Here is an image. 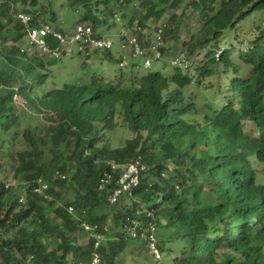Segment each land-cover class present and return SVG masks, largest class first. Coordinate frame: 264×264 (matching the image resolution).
Wrapping results in <instances>:
<instances>
[{"label": "trees", "instance_id": "obj_1", "mask_svg": "<svg viewBox=\"0 0 264 264\" xmlns=\"http://www.w3.org/2000/svg\"><path fill=\"white\" fill-rule=\"evenodd\" d=\"M17 1L22 9L14 0L0 3V128L5 132L19 124L12 105L17 95L36 103L49 124L13 133L12 140L22 138L25 148L9 151L10 170L21 177L23 187L0 179V264H87L95 250L116 264L128 246L147 248L126 231L144 206L154 212L158 230L177 223L187 229L188 246L171 263L264 264V23L258 22L257 36L240 32L244 22L264 15V0H68L82 11L78 22L96 29H113L114 15L121 12L133 32L138 26L148 30L147 38L137 33L143 45L161 28L164 58L166 40L180 39L178 29L170 27L179 7L198 10L203 25L184 42V60L172 63L169 74L140 71L131 61L113 81L94 75L89 84L67 83L36 100L34 85L45 83L50 73L43 69L53 60L46 62L24 46L27 27L17 15H32L31 26L47 22L64 29L54 25L57 15L50 1L43 0L40 7V0ZM11 26L17 34L10 38ZM103 53L113 56L112 51ZM120 126L133 136L113 147L110 134ZM4 132L0 173L5 170ZM49 138L54 147L45 160L43 146ZM138 157L148 170L133 198L125 195L130 204L110 212L100 178L110 170L108 163ZM204 176L208 180H200ZM40 178L49 185L48 197L34 191ZM66 186L72 192L63 197ZM48 208L58 222L50 221ZM84 219L101 227L104 240L97 249L82 226ZM159 246L163 251L160 241Z\"/></svg>", "mask_w": 264, "mask_h": 264}, {"label": "rangeland", "instance_id": "obj_2", "mask_svg": "<svg viewBox=\"0 0 264 264\" xmlns=\"http://www.w3.org/2000/svg\"><path fill=\"white\" fill-rule=\"evenodd\" d=\"M1 1L2 0H0V3ZM14 1H16V3L18 2L16 6L22 9L23 5H21V1ZM48 1L52 3V9L57 15L54 25L60 26L66 31L72 30L75 24L80 20L82 11L80 12L74 10L70 6L68 0H47V2ZM43 3L44 1L40 0L37 4V7H40V5ZM186 3L187 2L185 1L183 5ZM95 12L98 13L97 15L99 17H102L101 11L95 10ZM118 13H120V16L122 15L121 12ZM176 14L178 18H176L174 22H170V27L174 30H176V28L178 29V36L180 39L177 40L170 37L168 40H166L165 47L167 48V52L164 59L166 60V63L164 60L157 61L154 63L150 71L161 70L164 74L171 73L173 70L171 60L173 57L177 56L179 52L180 53L178 55H185L186 45L184 42H188L193 34L200 30L203 25L202 17L196 9L182 6L177 9ZM47 15L50 17L51 11H49ZM170 15V11L167 12L165 14V20L168 19ZM260 21L264 23L263 14L259 17L257 15L252 18V20L244 22L242 25L243 29L240 30L241 34H244L247 37L257 36L260 33L257 27V24ZM119 27L120 24L117 23L113 29L118 30ZM263 27L264 24L262 25V28ZM9 29L8 36L10 38L17 34V30L13 28V26H11ZM243 31H247L249 33L246 32L245 34ZM24 46L27 48L29 46L27 37L24 39ZM30 51L33 52V49H30ZM112 53L113 56L108 57L102 51L96 52L91 50L89 55H86L78 53V49L76 47L69 48L67 53L63 54L59 59L53 60L46 69H43V72H48L50 75L43 85H34L35 94H33V98L36 100V95L39 96L44 91L53 88H61L67 83L89 84L92 81L94 75L100 76L106 81L115 80L117 74L120 72L118 43H116V49H114ZM47 60L49 61L51 58H47ZM136 60L137 62L143 64L142 58L138 57ZM130 69V66L125 68L126 71H129ZM139 70L143 71L144 68L141 66ZM203 95H201V97H203ZM12 105L14 107V111L20 115V121L17 126H14L9 131L4 132L3 129L0 128V133L4 132L1 136L5 138L7 142V147L1 151L5 170L0 173V179L3 180L7 186H14L16 188L22 189L23 183L21 181V177H19V179L16 178L13 172L10 170L8 154L12 148L23 149L25 148V145L23 144L22 138H18L13 141V133L15 131L22 132L23 130L32 127L42 128L49 123L46 116H41L37 104L26 97L17 95L15 99H13ZM132 136L133 133L126 126H120L110 134L111 145L113 147L124 145L125 141ZM190 143H193V150L199 152L200 147L194 143L193 139H190ZM199 143H202L201 139L199 140ZM60 146L62 147L63 144ZM53 147V141L51 138H49L48 144L43 146L45 160L51 159L50 149ZM210 150L214 151L215 149L210 148ZM200 180H208V177H200ZM58 189L61 190L60 188ZM68 190V186L62 189L63 197L69 192H72L71 190ZM130 202V200H127V198L123 196L117 204H110L108 208L110 212H114L119 208H122L125 204H130ZM47 213L48 218L52 223L58 222V219L56 218L55 213H53L52 208H48ZM110 220V228L113 229V216H111ZM163 224H165V220ZM186 232L187 229L184 228L181 223H177L169 227L164 225L160 226L158 230V238L161 248L163 247V262H160V264H170L175 257L182 255V251L185 250L189 243ZM134 246H139V249ZM261 258L264 259V251ZM116 264H156V259L147 248H144L141 246V244L137 243L128 246L123 254H121V256L118 258Z\"/></svg>", "mask_w": 264, "mask_h": 264}, {"label": "built area", "instance_id": "obj_3", "mask_svg": "<svg viewBox=\"0 0 264 264\" xmlns=\"http://www.w3.org/2000/svg\"><path fill=\"white\" fill-rule=\"evenodd\" d=\"M116 21L122 22L121 16L116 13L114 15ZM32 15L26 12H19L17 20L22 22L27 27V37L29 41V50L39 52L44 56L51 58H60L69 48L76 47L79 52H87L90 50L112 51L116 48V43L122 53L131 52L134 58H142L144 66L150 68L155 61L163 59L161 47L163 43V30L160 28L153 35L152 41L148 45H143L141 38L137 35L138 32H143L147 38L148 30L142 27H137L136 32L121 26L118 30L94 28L88 23H77L72 30H60L47 22H39L37 25H32ZM183 54L176 58L174 63H180L183 59ZM120 66H124L121 62ZM110 170L104 172L100 178L99 189L107 191L108 201L110 204H116L120 199L128 195L133 198V190L138 187L141 182V175L148 170L147 164L141 157L136 158L130 163H108ZM119 175L116 177V174ZM61 177L66 178V175L57 172ZM49 185L43 179H37L34 185L36 193L48 197L47 190ZM24 197L20 199L23 201ZM137 201V200H135ZM70 212H74V207L69 208ZM136 218H133L126 224V231L128 236L133 239L142 241L150 253L156 259V264L163 261L162 251L159 246L158 226L154 212L147 207L139 208L136 211ZM145 215V218L139 219L138 216ZM83 228L92 234L95 238V248L100 247L104 235L100 232L101 227L98 223H91L87 220H82ZM81 264H85L82 262ZM87 264H108L101 253L95 250L91 259ZM174 264V263H171Z\"/></svg>", "mask_w": 264, "mask_h": 264}, {"label": "clouds", "instance_id": "obj_4", "mask_svg": "<svg viewBox=\"0 0 264 264\" xmlns=\"http://www.w3.org/2000/svg\"><path fill=\"white\" fill-rule=\"evenodd\" d=\"M115 19V18H114ZM122 22H123V24H121L120 22H118V21H116V23H119L120 24V27L121 26H125V27H127L129 30H130V32H133L132 30H131V28H129L128 26H126V24H125V22L123 21V19H122ZM77 23H79V22H77ZM76 23V24H77ZM89 24V23H88ZM119 27V28H120ZM135 27V26H134ZM99 28H104V27H99ZM105 29H107V28H105ZM112 30V29H111ZM116 30V29H115ZM144 30H146V29H144ZM143 33V32H142ZM28 40V39H27ZM28 44H29V41H28ZM29 49V48H28ZM116 49V48H115ZM118 50H119V56H123V58H122V60L120 61V63H119V67L120 68H123V67H125L129 62H135L136 63V68H140L141 66L144 68V69H151L152 67H153V65H154V63L155 62H157V61H155L153 64H152V66L150 67V68H146L145 66H144V63L143 64H141V63H139V62H137V60H136V58H134L133 56H132V54H131V52L129 51V52H127V53H122V51L119 49V45H118ZM91 51V50H90ZM89 51V52H90ZM93 51H99V50H93ZM88 52V51H87ZM87 52H79L78 51V53H82V54H86ZM102 52H104V51H102ZM107 52V51H106ZM112 52H113V50H112ZM39 53V52H38ZM65 53H67V51H65L63 54H65ZM62 54V55H63ZM41 55V57L47 62L48 60H47V58H51V57H49V56H44V55H42V54H40ZM56 59H59V58H51V60H49V61H52V60H56ZM165 58L163 57V59H160V60H164ZM176 59V58H175ZM175 59H173V61H171V63H173V64H175L174 63V61H175ZM160 60H158V61H160ZM182 60H184V59H182ZM121 62H124V66H120V64H121ZM177 64H179V63H177ZM48 67V66H47ZM46 67V68H47ZM117 204V203H116ZM163 262V261H162ZM171 264V263H170Z\"/></svg>", "mask_w": 264, "mask_h": 264}, {"label": "crops", "instance_id": "obj_5", "mask_svg": "<svg viewBox=\"0 0 264 264\" xmlns=\"http://www.w3.org/2000/svg\"><path fill=\"white\" fill-rule=\"evenodd\" d=\"M134 247H136V248H138V249H139V246H134ZM117 261H118V259H117Z\"/></svg>", "mask_w": 264, "mask_h": 264}]
</instances>
